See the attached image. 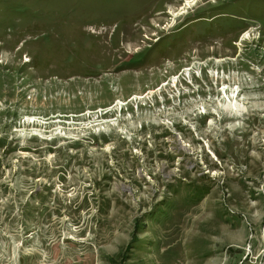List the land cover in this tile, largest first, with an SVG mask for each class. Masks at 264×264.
Listing matches in <instances>:
<instances>
[{"label":"rangeland","instance_id":"rangeland-1","mask_svg":"<svg viewBox=\"0 0 264 264\" xmlns=\"http://www.w3.org/2000/svg\"><path fill=\"white\" fill-rule=\"evenodd\" d=\"M0 0V264H264V0Z\"/></svg>","mask_w":264,"mask_h":264},{"label":"bare ground","instance_id":"bare-ground-1","mask_svg":"<svg viewBox=\"0 0 264 264\" xmlns=\"http://www.w3.org/2000/svg\"><path fill=\"white\" fill-rule=\"evenodd\" d=\"M190 3H191V1H190V0H188L187 4H190Z\"/></svg>","mask_w":264,"mask_h":264}]
</instances>
